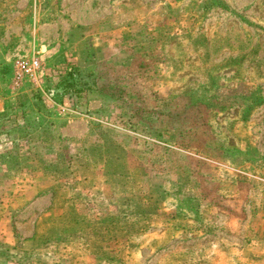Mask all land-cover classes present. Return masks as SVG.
Masks as SVG:
<instances>
[{
    "label": "rangeland",
    "instance_id": "1",
    "mask_svg": "<svg viewBox=\"0 0 264 264\" xmlns=\"http://www.w3.org/2000/svg\"><path fill=\"white\" fill-rule=\"evenodd\" d=\"M161 1L169 18L153 28L140 29L141 23H137L148 18L146 10L157 8ZM102 2L104 13L113 15L117 11L118 25L139 19L133 24V35L126 32L113 37L134 45L131 64L87 66L86 62L81 69L71 64L69 47L64 45L52 57H38L42 64L39 73L14 87L19 91L16 100L0 113V164L8 169L5 178L0 175V236L8 231L16 241L8 248L0 242V264L46 262L38 250L34 224L37 211L45 203L17 213L31 202L35 188L31 194L21 196L14 174L21 171L35 176L39 172L44 180L53 173L63 175L66 164L61 171L53 167L54 163H45L55 155L47 143L56 142L65 159L83 151L85 143L74 148L71 138L59 129L57 112L81 107L84 98L97 94L103 97L104 119L120 127L116 130L118 137L146 141L141 147L134 142L136 151L169 155L170 170L176 171L183 163L192 167L200 164L203 160L199 157L237 168L245 187L242 201L251 200L254 223L259 232L264 229V0H134L133 4L124 2L119 9L111 0ZM30 12L31 3L0 0V34L7 31L8 22L12 31L9 49L20 41L19 22L28 21ZM90 16L93 19L99 14ZM61 41H65L62 36ZM14 54L12 59L35 57L29 52ZM10 64L0 71L9 70L5 79L12 83ZM110 133L101 128L93 132L92 139ZM251 186L252 193L248 191ZM172 202L175 205L174 198ZM59 203L66 209L62 219L67 221L69 205L62 191ZM221 205L235 208L238 219L242 216L240 201ZM177 206L180 217L193 218L190 206L180 205L185 214ZM124 217L130 216L125 212ZM193 223L179 220L177 229L169 235L178 241L172 255L161 251L150 264H264L263 258L249 257L232 245L222 231L214 233L220 243L219 252H212L217 250L212 245L215 238L200 242L193 238L198 234L194 226L188 230L181 227ZM234 232L238 236L239 224ZM138 237L143 239L141 234ZM23 239L26 241L21 246ZM141 253H134L131 264L145 263ZM148 255L146 251L144 259Z\"/></svg>",
    "mask_w": 264,
    "mask_h": 264
},
{
    "label": "crops",
    "instance_id": "2",
    "mask_svg": "<svg viewBox=\"0 0 264 264\" xmlns=\"http://www.w3.org/2000/svg\"><path fill=\"white\" fill-rule=\"evenodd\" d=\"M17 1L31 3V12L28 21L19 22L17 35L20 41L12 49H9L12 35L9 22L7 31L0 34V68L9 62L14 63V53L29 52L47 59L61 51L64 45L69 47L67 57L71 64L81 69L86 62L87 66L96 63L131 64L134 45L129 40L118 42L113 37L126 32L133 35V24L139 19L118 25L117 11L113 15L104 13L103 0ZM111 1L117 9L124 2H134ZM164 4L161 1L157 8L146 10L148 18L137 23H141L140 29L146 26L153 28L169 18ZM22 8L24 10L25 7ZM95 13L99 17L92 19L90 14ZM61 36L65 41H61ZM6 72L0 71V113L12 106L19 93L10 80L5 79ZM102 98L100 94L90 95L84 98L81 107L56 110L61 124L59 129L64 136L71 138L74 148L78 143H85L83 151L71 153L73 156L67 159L59 154L56 142L47 143L55 155L49 161L45 159V163H54L53 167L61 171L66 164L67 170L63 175L55 176L53 173L44 180L39 172L35 176L21 171L14 174L21 196L31 194L30 190L35 188L31 202L17 213L45 203L41 211H37L34 221L35 237L38 236L40 243L38 250L46 261L43 264H131L134 253L138 251H142L144 264H150L161 251L172 255L178 241L169 235L172 229H177L179 220H194L192 225L183 224L181 227L188 230L194 226L198 234L193 238L198 241L215 238L212 245L217 250L212 249V252H219V237L214 235L222 231L240 251L264 260V229L259 232L254 223L251 200L242 201L245 187L240 181L239 170L204 157H199L202 163L193 167L183 163L176 171L170 170L169 155L156 156L146 149L136 151L134 142L141 147L146 141L118 137L116 132L120 127L104 119ZM101 128L111 133L92 139L93 132L101 131ZM6 170L0 164V175L4 178ZM28 180L32 181L29 186ZM61 191L69 205L67 221L62 219L66 209L59 203ZM248 191L252 193V186ZM237 201L242 203L239 219L235 208L221 205L222 202ZM183 203L191 207L188 210L194 213H189L193 218L179 216L175 207ZM181 210L183 212L184 208ZM3 212L6 214V210ZM125 212L129 218L124 217ZM236 224L240 227L238 236L234 232ZM139 234L143 235L142 240H139ZM12 236L7 231L0 236V242L8 248V245L16 244ZM25 241L21 240L20 245L23 246ZM20 250L24 251L22 247ZM146 251L150 255L144 259Z\"/></svg>",
    "mask_w": 264,
    "mask_h": 264
},
{
    "label": "built area",
    "instance_id": "3",
    "mask_svg": "<svg viewBox=\"0 0 264 264\" xmlns=\"http://www.w3.org/2000/svg\"><path fill=\"white\" fill-rule=\"evenodd\" d=\"M13 61L9 73L12 75L11 82L15 87L21 86L25 79L34 77L42 67L38 57L17 56Z\"/></svg>",
    "mask_w": 264,
    "mask_h": 264
},
{
    "label": "trees",
    "instance_id": "4",
    "mask_svg": "<svg viewBox=\"0 0 264 264\" xmlns=\"http://www.w3.org/2000/svg\"><path fill=\"white\" fill-rule=\"evenodd\" d=\"M7 71H9V70H7Z\"/></svg>",
    "mask_w": 264,
    "mask_h": 264
}]
</instances>
